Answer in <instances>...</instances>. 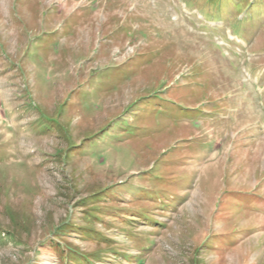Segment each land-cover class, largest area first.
Returning a JSON list of instances; mask_svg holds the SVG:
<instances>
[{
  "label": "rangeland",
  "instance_id": "374dc122",
  "mask_svg": "<svg viewBox=\"0 0 264 264\" xmlns=\"http://www.w3.org/2000/svg\"><path fill=\"white\" fill-rule=\"evenodd\" d=\"M0 264H264V0H0Z\"/></svg>",
  "mask_w": 264,
  "mask_h": 264
}]
</instances>
